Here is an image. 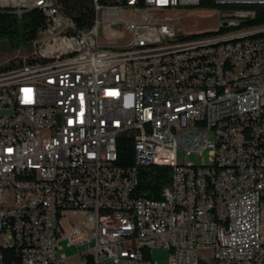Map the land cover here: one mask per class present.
I'll list each match as a JSON object with an SVG mask.
<instances>
[{"label": "built area", "instance_id": "2783aa9c", "mask_svg": "<svg viewBox=\"0 0 264 264\" xmlns=\"http://www.w3.org/2000/svg\"><path fill=\"white\" fill-rule=\"evenodd\" d=\"M88 1L79 27L61 0H0L45 18L0 68V264H65L61 238L86 264H264V0ZM207 11L217 29L178 26Z\"/></svg>", "mask_w": 264, "mask_h": 264}, {"label": "trees", "instance_id": "16d2710c", "mask_svg": "<svg viewBox=\"0 0 264 264\" xmlns=\"http://www.w3.org/2000/svg\"><path fill=\"white\" fill-rule=\"evenodd\" d=\"M64 11L79 26H85L92 18V7L88 0H61ZM245 8H258L260 5H246ZM257 19L256 22H263ZM45 26V18L38 10H31L20 17L0 9V39L10 44L29 45L39 29ZM5 68H9L6 66ZM133 142L130 137L121 136L117 141L116 165L128 167L132 165ZM169 170L167 168H149L142 171L139 178L137 194L147 198L157 199L160 189L168 183Z\"/></svg>", "mask_w": 264, "mask_h": 264}, {"label": "rangeland", "instance_id": "374dc122", "mask_svg": "<svg viewBox=\"0 0 264 264\" xmlns=\"http://www.w3.org/2000/svg\"><path fill=\"white\" fill-rule=\"evenodd\" d=\"M178 26L188 34L215 30L218 27L217 16L210 11L190 13L181 19ZM30 52L31 45L20 44L14 46L7 40L0 39V68L17 65L18 62L27 57ZM209 152L210 150H205L202 155L192 154L187 156V162L195 166L209 165ZM179 160H181V155H179ZM65 228L69 230L67 224ZM57 244L61 247L58 254H64L67 258L65 264H86V259L84 257L75 256V249L67 246L65 239H59ZM147 257L151 258L155 264H168V252L165 250H152L147 254Z\"/></svg>", "mask_w": 264, "mask_h": 264}, {"label": "bare ground", "instance_id": "6f19581e", "mask_svg": "<svg viewBox=\"0 0 264 264\" xmlns=\"http://www.w3.org/2000/svg\"><path fill=\"white\" fill-rule=\"evenodd\" d=\"M170 253L180 254V247L179 246H170Z\"/></svg>", "mask_w": 264, "mask_h": 264}]
</instances>
